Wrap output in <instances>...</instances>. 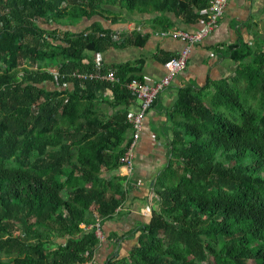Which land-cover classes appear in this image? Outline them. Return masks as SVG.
I'll list each match as a JSON object with an SVG mask.
<instances>
[{"label": "trees", "instance_id": "16d2710c", "mask_svg": "<svg viewBox=\"0 0 264 264\" xmlns=\"http://www.w3.org/2000/svg\"><path fill=\"white\" fill-rule=\"evenodd\" d=\"M212 1L0 0V264H98L96 225L126 199L132 113L105 116L98 102L107 90L113 108L136 99L127 85L138 67L90 53L147 34L64 27L116 24L126 12L158 14L148 22L162 30L167 14L205 22ZM231 50V75L179 89L149 222L125 257L101 264H264V36ZM111 71L114 80L70 75Z\"/></svg>", "mask_w": 264, "mask_h": 264}, {"label": "crops", "instance_id": "0c3cea01", "mask_svg": "<svg viewBox=\"0 0 264 264\" xmlns=\"http://www.w3.org/2000/svg\"><path fill=\"white\" fill-rule=\"evenodd\" d=\"M157 15L123 13L122 19L116 24L95 19L87 21L84 28L99 22L104 28L128 35L125 32L127 28L140 26L142 34H147L143 45L113 47L102 53L101 57L108 65L129 63L138 67L135 73L140 81L153 84L163 76L164 62L186 46L184 39L161 37L158 34L161 29L151 28L148 20ZM166 16L172 22L167 29L192 32L203 30L204 21L187 24L172 14ZM256 35L264 36V0H228L215 29L204 40L192 46L185 69L176 73L169 85L158 94L142 124L123 208L112 218L101 222L104 240L96 249L95 260L98 264L110 256L124 257L123 250L128 253L136 244L140 228L149 222V208L154 205L153 184L168 163L170 143L179 119L177 115H172L179 89L187 85L201 87L209 81L231 75L237 68L231 59V49L240 42L252 44ZM90 55L96 57L95 53ZM111 99L112 94L107 90L98 102L105 116H112L117 109L123 108L133 114L140 105L139 100L133 99L129 105L121 103L113 108L110 105ZM119 172L123 175L122 170Z\"/></svg>", "mask_w": 264, "mask_h": 264}, {"label": "built area", "instance_id": "2783aa9c", "mask_svg": "<svg viewBox=\"0 0 264 264\" xmlns=\"http://www.w3.org/2000/svg\"><path fill=\"white\" fill-rule=\"evenodd\" d=\"M228 0H213L209 6V13L207 20L204 22V27L202 31H184L178 29H162L158 32L161 37H173V38H182L186 42V46L174 56H171L164 62L165 72L163 76L153 84H147L141 82L139 79H132L127 87L130 92L139 100L140 105L135 113L128 116L127 122L130 124V138L131 141L127 146L123 156L120 158V163L122 164L121 170L123 176L130 178L133 174L134 169V160H135V149L137 142L139 141L142 124L147 115V110L151 107L155 99L158 97V94L169 85L172 77L185 69L187 60L191 53L192 46L199 43L201 40H204L207 35H209L216 27L218 21L224 13L225 6ZM125 32H128V35L142 34V28L140 26L134 28H127ZM119 33V32H118ZM122 34V33H119ZM124 35V34H122ZM101 54L96 55L95 59L99 65L104 63ZM71 76L79 79H106L114 80L115 74L113 71L108 73L100 72H71ZM97 236L103 240L102 232L100 230V225L97 224ZM90 263V262H88ZM86 264V263H84Z\"/></svg>", "mask_w": 264, "mask_h": 264}, {"label": "rangeland", "instance_id": "374dc122", "mask_svg": "<svg viewBox=\"0 0 264 264\" xmlns=\"http://www.w3.org/2000/svg\"><path fill=\"white\" fill-rule=\"evenodd\" d=\"M124 13H126V12H124ZM95 19H100V18H98V17H95V18H93V19H91V20H95ZM87 21H85V20H81L79 23H77L76 25H74L73 27H64V29H69V30H71V31H73V32H79V31H81L82 29H84V25H85V23H86ZM43 27H47V28H55L56 27V25H54V24H49V25H43ZM59 28H61V27H59ZM101 57V56H100ZM103 59V58H102ZM50 69V68H49ZM46 85H49L50 86V88H52L53 86L51 85V83H46ZM102 237H103V240H104V236H103V233H102ZM102 240V241H103ZM127 255V252H125V250H123V254H122V256H126Z\"/></svg>", "mask_w": 264, "mask_h": 264}]
</instances>
